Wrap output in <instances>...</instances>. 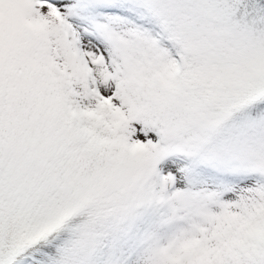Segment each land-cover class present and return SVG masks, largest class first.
Segmentation results:
<instances>
[{
	"label": "snow or ice",
	"instance_id": "obj_1",
	"mask_svg": "<svg viewBox=\"0 0 264 264\" xmlns=\"http://www.w3.org/2000/svg\"><path fill=\"white\" fill-rule=\"evenodd\" d=\"M0 264H264V0H0Z\"/></svg>",
	"mask_w": 264,
	"mask_h": 264
}]
</instances>
